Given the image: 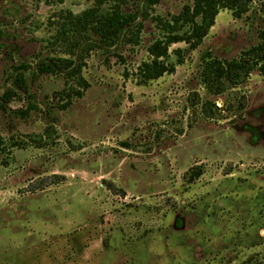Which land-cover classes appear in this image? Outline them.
I'll use <instances>...</instances> for the list:
<instances>
[{
	"label": "rangeland",
	"instance_id": "1",
	"mask_svg": "<svg viewBox=\"0 0 264 264\" xmlns=\"http://www.w3.org/2000/svg\"><path fill=\"white\" fill-rule=\"evenodd\" d=\"M194 1L160 0L154 12ZM93 4L0 0V98L17 90L0 133L26 141L0 157V264H264V75L217 96L198 76L206 52L230 59L259 42V2L242 18L221 10L174 73L138 85L156 36L148 21L139 45L91 53L90 86L60 110L64 77L37 72L60 52L48 43L50 18ZM22 63L26 90L15 83ZM195 92L224 110L206 117L191 105ZM30 102L37 110L23 119L16 111ZM197 163L204 173L190 183Z\"/></svg>",
	"mask_w": 264,
	"mask_h": 264
},
{
	"label": "trees",
	"instance_id": "2",
	"mask_svg": "<svg viewBox=\"0 0 264 264\" xmlns=\"http://www.w3.org/2000/svg\"><path fill=\"white\" fill-rule=\"evenodd\" d=\"M159 2L160 0H94L91 7L80 13L62 9L50 18L55 32L48 43L58 47L60 52L41 60L37 72L64 77V88L54 93L55 98L62 101L58 104L60 110H66L90 86L83 71L91 53L101 50L110 55L112 49L123 44L139 45L148 21L153 24L156 36L147 47L149 58L142 61L135 72L138 85H147L165 74L174 73L176 66L185 61L187 51L195 50L203 43L221 10L228 9L235 18H242L251 10L254 2H259L260 11L264 15V0H195L192 4H185L179 13L167 16L155 14L154 7ZM3 35L0 30V48ZM258 35L257 44L241 50L233 58L214 56L211 51L203 54L198 76L208 94L217 96L236 88L245 83L256 70L264 75V29H260ZM180 42L187 46L171 50L172 45ZM172 56L176 57L175 61ZM28 68L30 66L27 63L19 65L15 78L18 88L26 90L22 70L26 71ZM16 94V89L7 90L3 94L0 98V111H7L8 103ZM193 95L190 98L191 105H199L206 117L213 118L215 113L224 110L214 100H203L197 92ZM33 110H37V106L30 102L27 108L18 109L16 113L27 119ZM41 139H37L36 147H41ZM25 144L24 140L11 139L8 142L0 133V157L7 149L24 147ZM125 145L129 146V143L125 142ZM1 161L4 165L8 164L7 158H2ZM203 173V164L197 163L187 170L185 178L191 183Z\"/></svg>",
	"mask_w": 264,
	"mask_h": 264
}]
</instances>
